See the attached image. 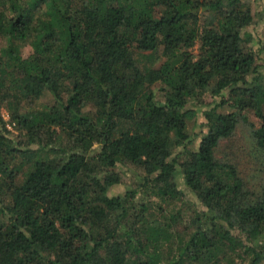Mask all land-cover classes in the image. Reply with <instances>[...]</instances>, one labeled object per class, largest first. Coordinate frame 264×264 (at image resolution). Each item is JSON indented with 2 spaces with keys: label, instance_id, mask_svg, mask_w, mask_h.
I'll return each mask as SVG.
<instances>
[{
  "label": "trees",
  "instance_id": "16d2710c",
  "mask_svg": "<svg viewBox=\"0 0 264 264\" xmlns=\"http://www.w3.org/2000/svg\"><path fill=\"white\" fill-rule=\"evenodd\" d=\"M253 21L248 0H0V264H264V178L217 157L243 126L264 161Z\"/></svg>",
  "mask_w": 264,
  "mask_h": 264
},
{
  "label": "rangeland",
  "instance_id": "374dc122",
  "mask_svg": "<svg viewBox=\"0 0 264 264\" xmlns=\"http://www.w3.org/2000/svg\"><path fill=\"white\" fill-rule=\"evenodd\" d=\"M250 1L253 11H254V21L249 26V30L253 33V42L251 43L253 48L258 54V61L261 64V69L264 70V1L263 0H248ZM31 51V47L26 46L23 53L24 55H28ZM47 100L38 102L35 106L36 108L42 107L44 104H47ZM0 115L3 116L5 121H15L12 119L10 112L2 107L0 109ZM191 131L192 132H201V135L195 137L193 144L189 147H195L201 139L203 133L207 131V127L205 126V117L203 112L198 114V118L195 122L191 123ZM14 128V127H13ZM13 131V130H12ZM14 133H18V129L15 128ZM97 146V145H95ZM183 149L180 148L177 150L178 152H182ZM176 153V154H177ZM175 154V155H176ZM217 157L220 159H226L229 161H235L239 166V170L241 174L247 179L251 181V186L255 191L261 189L263 184V166L264 161L261 157L258 156L257 151L254 147V143L250 133L242 126L232 136L230 139L225 140L222 143L221 148L217 152ZM126 173H124L122 182L117 184L111 188L110 194H124L129 187L136 186L138 182V176H136L135 172L132 168L125 169ZM141 180V178L139 177ZM179 186L182 188L188 195L189 199L192 200L190 203V208L194 209L195 206L200 205L199 200L189 194V190L186 188L184 180L180 176L178 178ZM188 207V206H186Z\"/></svg>",
  "mask_w": 264,
  "mask_h": 264
},
{
  "label": "built area",
  "instance_id": "2783aa9c",
  "mask_svg": "<svg viewBox=\"0 0 264 264\" xmlns=\"http://www.w3.org/2000/svg\"><path fill=\"white\" fill-rule=\"evenodd\" d=\"M6 126L8 127V129H10V130H13L14 131V129L16 128L15 126H16V122L15 121H7L6 122ZM14 127V128H13Z\"/></svg>",
  "mask_w": 264,
  "mask_h": 264
}]
</instances>
